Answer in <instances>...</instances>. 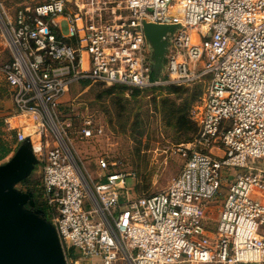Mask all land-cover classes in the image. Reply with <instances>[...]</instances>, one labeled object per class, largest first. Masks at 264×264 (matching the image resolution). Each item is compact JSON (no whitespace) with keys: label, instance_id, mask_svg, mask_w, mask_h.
Returning <instances> with one entry per match:
<instances>
[{"label":"built area","instance_id":"built-area-1","mask_svg":"<svg viewBox=\"0 0 264 264\" xmlns=\"http://www.w3.org/2000/svg\"><path fill=\"white\" fill-rule=\"evenodd\" d=\"M3 16V130L17 145L30 138L66 264H264V0H42ZM145 22L175 26L155 77ZM83 81L140 90L208 82L164 189L131 196L105 153L95 155L96 176L76 159L75 140L105 134L64 102ZM220 195L212 230L207 210Z\"/></svg>","mask_w":264,"mask_h":264},{"label":"rangeland","instance_id":"rangeland-1","mask_svg":"<svg viewBox=\"0 0 264 264\" xmlns=\"http://www.w3.org/2000/svg\"><path fill=\"white\" fill-rule=\"evenodd\" d=\"M41 1L0 0V66L11 58L4 37L3 11L12 14L19 6H32ZM207 86L208 82H195L172 89L160 87L130 91L100 83L72 85L64 102L72 101L76 112H85L105 124V134L98 141H74L76 159L96 176L95 155L105 153L108 161L114 163L111 169L126 175V187L131 196L164 189L178 174L184 161L179 146L186 145L196 133L191 110L201 101ZM197 100L199 102L195 103ZM9 101L7 85L0 73V134L6 139L9 136L3 130L2 119L10 110ZM15 149L0 163L7 161ZM229 171L233 176L237 172L235 168ZM39 175L40 168L35 166L28 180L16 187L24 189L28 185L39 189L42 195ZM226 187L221 190L222 193ZM221 203L220 195L207 210L206 224L209 229L216 227ZM45 219L48 220V213ZM118 264L126 262L120 260Z\"/></svg>","mask_w":264,"mask_h":264},{"label":"water","instance_id":"water-1","mask_svg":"<svg viewBox=\"0 0 264 264\" xmlns=\"http://www.w3.org/2000/svg\"><path fill=\"white\" fill-rule=\"evenodd\" d=\"M174 29V25L143 23L155 74L165 64L167 34ZM37 164L29 137L0 163V264H66L56 230L42 210L34 209L32 192L16 187Z\"/></svg>","mask_w":264,"mask_h":264},{"label":"trees","instance_id":"trees-1","mask_svg":"<svg viewBox=\"0 0 264 264\" xmlns=\"http://www.w3.org/2000/svg\"><path fill=\"white\" fill-rule=\"evenodd\" d=\"M152 76L155 77V73L154 70L152 72ZM87 81H83L82 83H86ZM116 87H120V88H124L125 90H130V91H142V90H147V89H151V88H160V87H166L167 89H172L174 87H180V86H176V85H164V86H155V87H149L146 89H137V88H130L127 86H123V85H115ZM183 86V85H182ZM201 100V99H200ZM199 102V100H197L195 103ZM9 138H3L2 134H0V160H2L3 158H5L9 153H11L18 145L16 144V140H15V134L14 133H8ZM28 179L23 180L21 182H19L20 184H23L24 182H26ZM40 183V182H39ZM21 190H28L31 191L33 194V200L35 202V205L37 208H40L41 210H43V212L46 215L47 212V208L46 205L43 201L42 195H41V191L39 189H34L33 187H29L28 185H26V187L23 188H18ZM69 253H73V251L70 249Z\"/></svg>","mask_w":264,"mask_h":264},{"label":"flooded vegetation","instance_id":"flooded-vegetation-1","mask_svg":"<svg viewBox=\"0 0 264 264\" xmlns=\"http://www.w3.org/2000/svg\"><path fill=\"white\" fill-rule=\"evenodd\" d=\"M34 209H40V208H37L36 205H35ZM40 210H41V209H40ZM42 211H43V210H42ZM44 215H45V214H44Z\"/></svg>","mask_w":264,"mask_h":264},{"label":"crops","instance_id":"crops-1","mask_svg":"<svg viewBox=\"0 0 264 264\" xmlns=\"http://www.w3.org/2000/svg\"><path fill=\"white\" fill-rule=\"evenodd\" d=\"M7 105L11 106V102L9 101V103H7Z\"/></svg>","mask_w":264,"mask_h":264}]
</instances>
